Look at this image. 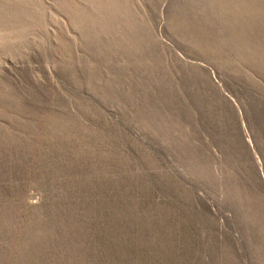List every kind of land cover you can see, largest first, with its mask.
<instances>
[{
    "label": "rangeland",
    "instance_id": "obj_1",
    "mask_svg": "<svg viewBox=\"0 0 264 264\" xmlns=\"http://www.w3.org/2000/svg\"><path fill=\"white\" fill-rule=\"evenodd\" d=\"M0 264H264V0H0Z\"/></svg>",
    "mask_w": 264,
    "mask_h": 264
}]
</instances>
